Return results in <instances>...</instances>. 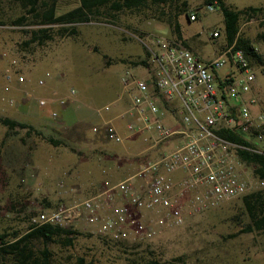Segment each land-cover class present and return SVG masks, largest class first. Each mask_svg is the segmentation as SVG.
<instances>
[{"label":"rangeland","instance_id":"374dc122","mask_svg":"<svg viewBox=\"0 0 264 264\" xmlns=\"http://www.w3.org/2000/svg\"><path fill=\"white\" fill-rule=\"evenodd\" d=\"M182 1L184 11L177 16L181 36L199 57H212L222 36L211 40L208 34L222 26V16L218 9L204 10L202 0H171L142 10H121L113 17L101 15L78 23L76 35L42 45L22 43L28 29L42 26L26 11L28 6L20 0H0V117L25 122L40 133L0 123V233L21 232L36 211L72 203L94 193L100 184L110 185L133 174L137 167L133 156L146 142L139 135L122 143L108 138L103 120L110 119L122 135L129 134L123 120L116 118L128 107L120 78L127 69L138 72L132 66L144 57L151 34L175 38L164 19L181 8ZM223 1L237 9L264 6V0ZM77 4L78 0H56L55 13ZM192 11L197 18L188 20ZM20 15L25 20L15 24ZM238 27L261 56V62L252 64L250 94L264 107V10L241 19ZM10 69L25 81H6L4 74ZM38 79L43 85L37 84ZM26 91L47 103L40 106L34 98L24 99ZM61 96H66L64 109L54 101ZM105 104L108 110L97 113ZM51 111L57 112L56 119ZM47 137L59 143L51 144ZM258 147L264 150V141ZM259 190L264 198V185ZM74 229L77 234L71 245L46 244L54 264H77L78 258L89 264H141L150 258L164 263L176 256L188 264H264V231L253 227L239 198L187 216L181 225L147 240L130 235L111 238L92 225ZM32 245L42 248L38 240Z\"/></svg>","mask_w":264,"mask_h":264},{"label":"built area","instance_id":"2783aa9c","mask_svg":"<svg viewBox=\"0 0 264 264\" xmlns=\"http://www.w3.org/2000/svg\"><path fill=\"white\" fill-rule=\"evenodd\" d=\"M216 9L215 0L204 3V10ZM196 18L194 11L187 14L188 20ZM221 36V27L208 34L211 40ZM151 37L145 45L146 63L136 61L132 67L138 72L127 69L120 78L128 107L116 118L123 120L129 134L122 135L110 119L103 120L108 138L122 143L139 135L146 142L132 157L135 171L90 196L36 211L28 218L32 227L92 225L111 238L130 235L147 240L181 225L187 216L264 185L239 156V151L264 154L258 147L264 141V109L252 112L256 98H242L251 90L255 76L243 50L232 42L204 60L176 38ZM4 79L17 84L25 81L14 69L7 70ZM37 84L43 85V80ZM74 92L69 89L70 95ZM31 98L40 106L47 103L24 92V99ZM54 101L65 108L66 96ZM101 110H108V105L96 112ZM50 115L58 116L56 111Z\"/></svg>","mask_w":264,"mask_h":264},{"label":"trees","instance_id":"16d2710c","mask_svg":"<svg viewBox=\"0 0 264 264\" xmlns=\"http://www.w3.org/2000/svg\"><path fill=\"white\" fill-rule=\"evenodd\" d=\"M23 6H28L26 11L32 13L37 19L40 27L27 30L28 36L23 40L24 45H42L56 37L74 36L77 33V24L86 23L101 15L114 16L115 12L121 10H142L150 6H161L171 0H78V4L64 12L55 13L56 0H41V6L36 8L38 0H20ZM211 0H202L207 3ZM218 10L222 16V41L217 44V50L222 51L225 47L234 42L236 48L243 50L244 55L252 65L261 62V56L255 50L251 41L240 35L238 25L241 19H250L257 16L264 10V6H247L242 9L231 8L223 0H215ZM182 7L168 13L165 22L172 28L175 38L184 46L193 50L188 40L181 36L177 16L184 11L185 2ZM25 20L24 15H20L15 24H20ZM194 51V50H193ZM139 62L146 63V54ZM0 123L9 129L14 127L25 128L27 133L34 132L39 134L31 125L8 117H0ZM229 139L238 138L234 135L222 133ZM51 144L59 143L57 140L47 137ZM242 160L250 164L252 175L264 180V154L239 151ZM246 213L250 217L255 229L264 231V198L261 191L254 190L239 197ZM76 229L64 228L59 225L44 223L32 227L28 221L23 231H12L10 233H0V264H54L50 250L46 247L47 243L56 242L64 246L72 244ZM38 240L42 244L41 249H37L32 242ZM77 264H89L82 258L77 259ZM141 264H188L180 256L172 258L164 263L150 258Z\"/></svg>","mask_w":264,"mask_h":264},{"label":"crops","instance_id":"0c3cea01","mask_svg":"<svg viewBox=\"0 0 264 264\" xmlns=\"http://www.w3.org/2000/svg\"><path fill=\"white\" fill-rule=\"evenodd\" d=\"M218 53V50H214V54L212 55V57L215 55V54H217ZM197 54V53H196ZM212 57H210V58H212ZM204 60L205 59H209L208 57L207 58H203ZM249 97H255L254 95H252V94H250V91L248 92V93H246V94H243L242 95V98L244 99V100H246L247 98H249ZM257 100V99H256ZM263 106H262V104L257 100V102H256V104L255 105H253V106H251V111L252 112H255V111H259V110H263ZM102 187V185L100 184L99 186H98V188H97V190H99L100 188ZM96 190V191H97ZM95 191V192H96ZM94 192V193H95ZM91 194H93V193H91ZM90 194V195H91ZM90 195H88V196H90Z\"/></svg>","mask_w":264,"mask_h":264}]
</instances>
